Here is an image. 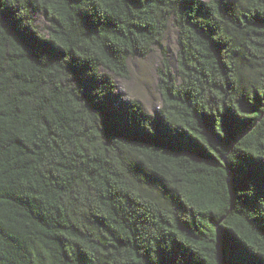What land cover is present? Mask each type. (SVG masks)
<instances>
[{"label": "trees", "instance_id": "obj_1", "mask_svg": "<svg viewBox=\"0 0 264 264\" xmlns=\"http://www.w3.org/2000/svg\"><path fill=\"white\" fill-rule=\"evenodd\" d=\"M0 264H264V0H0Z\"/></svg>", "mask_w": 264, "mask_h": 264}, {"label": "rangeland", "instance_id": "obj_2", "mask_svg": "<svg viewBox=\"0 0 264 264\" xmlns=\"http://www.w3.org/2000/svg\"><path fill=\"white\" fill-rule=\"evenodd\" d=\"M34 18L38 28L42 32L46 31L47 24L43 17L36 14ZM177 43V30L171 26L165 38L164 49L173 67L178 51ZM162 60L163 50L160 48L144 59H131L129 61V78L117 80L119 93L126 100L140 101L149 113L157 111L162 103L158 88V70L162 66Z\"/></svg>", "mask_w": 264, "mask_h": 264}]
</instances>
